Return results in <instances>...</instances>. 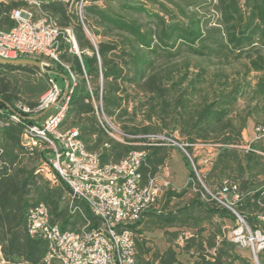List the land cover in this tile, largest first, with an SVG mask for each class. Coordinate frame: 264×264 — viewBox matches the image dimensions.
Returning a JSON list of instances; mask_svg holds the SVG:
<instances>
[{"label": "trees", "instance_id": "1", "mask_svg": "<svg viewBox=\"0 0 264 264\" xmlns=\"http://www.w3.org/2000/svg\"><path fill=\"white\" fill-rule=\"evenodd\" d=\"M86 1L89 4L84 5L83 20L70 11L69 1L48 0L42 5L61 28H73L80 51L71 52L65 41L60 46L61 60L77 75L62 125L78 127L87 149L98 152L103 165L120 162L132 151L147 150L140 169L146 184L166 166L173 148L166 142L154 143L149 135H172L163 131L170 128L178 130L190 148L198 142L219 148L202 178L198 166L195 169L186 159L191 172L187 186L180 190L163 186L157 202L138 222L127 225L135 233L138 257L146 264H185L180 259L184 254L194 258L188 264H256L229 237L225 221H235V213L212 199L206 187L236 186L242 195L236 209L253 231L264 229L259 218L264 213V180L259 179L264 175V155L255 150L256 144L247 150L243 139L249 118L256 125L264 122V0H219L216 7L221 26L206 29V34L199 20H190L187 25L169 24L160 13H151L158 19L156 29L144 30L136 21L98 5L99 0ZM18 5L14 1L0 2L1 28L14 25L10 15ZM124 7L147 12L144 4ZM100 34L108 39L95 41L94 35ZM183 46L194 55L215 57L223 66L231 64V59L243 60L242 70H237L232 80L224 72L218 74L223 80L213 96L206 95V100L192 110L188 108L187 91L176 93V86L155 67V55L160 50L175 56ZM22 70L39 69L0 63V107L23 100L19 86L7 76L9 71ZM253 72L255 81L250 80ZM101 75L105 112L121 123V129L129 135L126 143L111 137L96 115L89 83L98 97ZM64 78L69 79V73L59 67L56 79L62 87ZM140 94L145 100H135ZM241 99L244 104H240ZM132 101L136 105L130 111ZM27 103L35 106L37 101ZM138 111L147 124L136 123ZM27 116L22 113L19 121L0 116L8 119L0 124V246L10 264H46L50 242L29 232L30 209L45 205L50 223L62 230L78 229L96 218L82 200L73 202L77 210L72 213L67 184L61 180L50 184L37 171L48 149L45 144L33 148L23 144L25 126L38 122ZM155 229L164 233L167 247L163 251L151 245L145 235ZM259 264H264V249L259 253Z\"/></svg>", "mask_w": 264, "mask_h": 264}, {"label": "built area", "instance_id": "2", "mask_svg": "<svg viewBox=\"0 0 264 264\" xmlns=\"http://www.w3.org/2000/svg\"><path fill=\"white\" fill-rule=\"evenodd\" d=\"M11 1L19 5L11 11L14 25L9 29L0 27V57L7 60L41 58L45 71H40V74L47 73L49 79L47 90L35 106L19 100L11 106L14 111L0 107V116L8 115L19 121L22 113L34 116L50 108L38 122L25 126L22 142L29 148L46 145L48 153L37 171L50 184L60 180L67 184L69 191L66 197L72 213L77 210L73 202L82 200L96 218L95 222L88 221L78 229L62 230L59 225L50 223L48 209L42 204L29 211V232L49 240L46 264L54 261L60 264H146L138 257L135 233L127 225L142 218L161 196L162 187L169 186V181L159 182L156 177L147 184L143 183L140 169L147 150L132 151L120 162L103 165L99 153L87 149L78 127L62 125L69 111L77 75L69 64L61 60L60 46L65 41L71 52H80L73 28H61L56 19L43 9V3L48 0H0ZM86 3V0H78L75 5L71 2L70 11L83 20ZM59 67L66 69L70 76L69 79L64 78L63 87L56 79ZM89 90L101 126L111 137L126 143L129 135L105 112L102 75L98 97L94 96L90 83ZM6 121L8 119L0 117V124ZM149 137L154 143L166 142L178 147L189 156V143L166 133ZM252 144L258 145L255 150L264 155V122L255 126L253 139L246 149H250ZM169 174L167 170L166 175ZM206 191L212 199L235 213V226L229 237L239 248H249L253 261L259 264V253L264 249V229L253 231L236 209V203L242 200L237 187H206ZM259 218L264 224V213Z\"/></svg>", "mask_w": 264, "mask_h": 264}, {"label": "rangeland", "instance_id": "3", "mask_svg": "<svg viewBox=\"0 0 264 264\" xmlns=\"http://www.w3.org/2000/svg\"><path fill=\"white\" fill-rule=\"evenodd\" d=\"M74 5L77 0H70ZM219 0H99L96 3L102 7L106 6L112 9L114 12L123 15L128 20L136 21L138 24L143 26L144 30L156 29L155 25L158 19L151 15V13H160L162 17L165 18L167 23L179 22L182 24H189L190 20H199L204 33L206 34V29L213 30L219 28L220 24V11L217 9L216 5ZM89 4V2L87 3ZM126 4H144L146 6L147 12H139L124 7ZM169 11L170 13L166 12ZM83 16H85L83 9ZM98 31H102L101 27L96 28ZM95 41H103L108 39L104 35H94ZM205 42H200L199 45H204ZM206 51V49H205ZM80 54V52H78ZM231 64L221 65L220 61L213 58H208L206 55H194L187 50L185 46L176 54L175 56L162 52L161 50L157 55H155V67L162 74L169 78V83L173 86L175 85V92L180 93L184 90L187 91V96L189 97L188 108L192 110L197 104L206 100V95L212 97L214 90L219 86L220 81L223 80L218 74L224 72L230 76L232 80L236 75L237 70H242V61H236L234 59ZM52 70L55 66L52 65ZM256 73L251 74V81H255L254 76ZM7 76L17 83L20 89V95L25 102L28 101H38L42 94L48 88L49 75L40 70H22V71H9ZM145 100L143 94L137 96ZM240 104H244V99H241ZM135 101H132L129 105V110L132 111ZM112 122L122 128L121 123L115 120V118L110 117ZM170 119V118H169ZM137 124H147L148 121L143 120V114L138 111L137 114ZM172 136L176 137L179 141L187 143L185 137H183L178 130H171L170 128H164ZM189 156L184 152V157L190 161L192 167L196 169L198 166V173L201 178L204 173H206V166L209 163V149L206 147V143L198 142L193 146L188 147ZM184 163V161H183ZM188 167V166H187ZM189 169V167H188ZM260 180H264V175L259 177ZM225 224L229 229V233L235 226V221L226 220ZM189 234L190 231H185ZM146 237L150 239V244L157 246L161 251L167 247V242L164 237L162 230H152L145 232ZM182 242V239H179ZM243 254L253 261L249 248H238ZM148 259V256L145 259ZM180 259L188 264L190 260L194 258L189 255H180ZM54 264H60L55 261Z\"/></svg>", "mask_w": 264, "mask_h": 264}, {"label": "crops", "instance_id": "4", "mask_svg": "<svg viewBox=\"0 0 264 264\" xmlns=\"http://www.w3.org/2000/svg\"><path fill=\"white\" fill-rule=\"evenodd\" d=\"M64 85H65V81H64ZM255 126H256L255 121L252 118H249L247 121V127L243 131V139L246 145H248L250 141L253 139ZM206 147L209 149V156H210L209 163L206 166V172H207L212 167L213 160L217 156L219 152V148L216 146L207 145V144H206ZM184 156L185 155L180 148L173 147L171 151V156L168 159L166 166L162 168L156 176L158 181L162 182L164 180H168L169 186L177 190H180L186 187L190 180L191 172H190V169H188L187 167L186 158ZM167 170H169V173H170L168 176L166 175ZM243 255L246 256L245 254ZM0 264H10L3 257L1 246H0Z\"/></svg>", "mask_w": 264, "mask_h": 264}, {"label": "water", "instance_id": "5", "mask_svg": "<svg viewBox=\"0 0 264 264\" xmlns=\"http://www.w3.org/2000/svg\"><path fill=\"white\" fill-rule=\"evenodd\" d=\"M0 63L2 64H14V65H29L38 68L40 71H45L44 63L41 60L38 59H31V58H20L15 60H7L0 57ZM0 102H3L0 98ZM7 107L14 111V109L7 104ZM52 107V106H51ZM50 108H46L45 110L41 111L40 113L34 115V116H27L26 118L38 121L41 118L45 116V114L49 111Z\"/></svg>", "mask_w": 264, "mask_h": 264}]
</instances>
